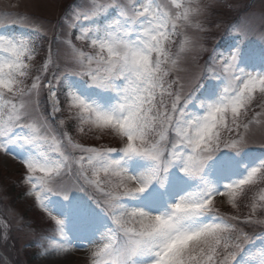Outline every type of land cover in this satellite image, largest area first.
<instances>
[{
    "label": "snow or ice",
    "instance_id": "obj_1",
    "mask_svg": "<svg viewBox=\"0 0 264 264\" xmlns=\"http://www.w3.org/2000/svg\"><path fill=\"white\" fill-rule=\"evenodd\" d=\"M211 6L71 0L0 20V154L54 224L48 264H264V10L209 51L188 30H210Z\"/></svg>",
    "mask_w": 264,
    "mask_h": 264
},
{
    "label": "rangeland",
    "instance_id": "obj_2",
    "mask_svg": "<svg viewBox=\"0 0 264 264\" xmlns=\"http://www.w3.org/2000/svg\"><path fill=\"white\" fill-rule=\"evenodd\" d=\"M70 2L71 0H0V20H4L8 17H15L18 14L51 18L63 11ZM201 2L212 5L209 8L208 15L201 17V20L205 22L210 30L207 32H197L194 29H189L188 34L198 40L199 44L203 45L209 51L220 39V35L226 28L227 21L233 18L235 19L236 17L242 18L245 15L252 13H255L258 17L261 11L264 10V0H257L249 10L245 8L247 0H226L227 4H230L231 7L217 6L225 4V0H201ZM256 36H259L258 29ZM177 43H179V38L177 39ZM230 45V43H225L222 46L219 45L216 47L223 50L227 49ZM192 54L194 53L188 54L187 59L189 64H191ZM204 55L206 57L207 53H204ZM77 139H80V137L77 136ZM87 142L91 143L92 141L88 140ZM105 142L107 143L108 141ZM259 142L260 138L257 136L254 141L256 147H258ZM114 143L115 142L112 141L110 145H114ZM5 161L8 162L7 165H5ZM23 173L24 169L18 162H13L10 157H5L3 154H0V198H3V203L0 205V210L3 212V214L0 215V228H2L0 239L6 234L5 225L7 224L9 228L7 231L8 239L6 242L10 243V249L16 250V253L14 252V254L7 250V246L5 247L3 245L6 242L2 239V242H0V250L2 252L0 264L47 263L48 254L43 256L40 255V253L43 252V248L40 246L35 247L29 246L28 244L25 245V243L31 241L36 235H39L38 238L40 237L44 239L46 232L49 234L54 232V224L48 218L47 214L38 207L34 202V199L26 195L28 186L23 182ZM9 184L10 186L14 185V189L12 190L15 191V194L9 193ZM20 188L23 189V192L21 195L19 193L18 196L17 190H20ZM262 194H264V190H262L257 196L259 197ZM227 207L230 208V206ZM11 227L15 229L13 231L14 239L10 234L12 231ZM9 237L12 241L9 240ZM50 242L51 241H48L47 244H50ZM44 247L48 246L44 245ZM71 253L72 255H77L74 264H84L86 257L84 254H80L81 251L73 250Z\"/></svg>",
    "mask_w": 264,
    "mask_h": 264
},
{
    "label": "bare ground",
    "instance_id": "obj_3",
    "mask_svg": "<svg viewBox=\"0 0 264 264\" xmlns=\"http://www.w3.org/2000/svg\"><path fill=\"white\" fill-rule=\"evenodd\" d=\"M80 254H83V253L81 252ZM56 256H57V254H56V255H52V258H56ZM76 256H77V255H74V254L72 255V253H68V254L60 255L59 258L67 259V260H69V261H71V262H74ZM46 264H48V262H47Z\"/></svg>",
    "mask_w": 264,
    "mask_h": 264
}]
</instances>
